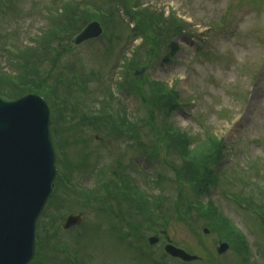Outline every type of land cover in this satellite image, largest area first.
Here are the masks:
<instances>
[{
    "label": "rangeland",
    "instance_id": "1",
    "mask_svg": "<svg viewBox=\"0 0 264 264\" xmlns=\"http://www.w3.org/2000/svg\"><path fill=\"white\" fill-rule=\"evenodd\" d=\"M88 1L90 3L84 5V9L91 15L89 21L98 20L104 33L76 44L72 38L79 31L77 29L63 49L57 47V43L52 46L48 54L50 62L44 65L54 74L49 83L63 84L51 97L56 116L57 146L61 150L55 163L57 176H62L57 180V188L54 185L56 197L53 203L63 206L60 212L65 216L80 212L84 219L79 227L63 231L60 226L63 219H55V226L50 227L49 214L43 219L47 225L41 239L36 237V245L40 241L47 246V258H50V245L65 246V254L70 255L69 251L76 254V264H184L164 254L165 236L161 232L165 231L173 244L202 257L203 261L188 264L210 263L209 253L216 260L212 264H239L232 250L224 255L216 254L219 236L211 230L204 234L203 228L207 227L205 219L199 217L196 210L186 216L177 215L175 206L185 209L183 204L176 202L179 192L181 189L188 191L192 183L186 174L184 176L183 169L182 178H177V174L169 168L166 160L180 164L181 158L175 149L166 150L162 142L158 150L160 161L157 154L149 156L146 153L154 142V132L147 124L149 110L143 104L141 95L136 93L138 86L130 85V89L128 83L134 80L133 71L142 68L144 71L139 79H146L141 91L144 95L152 94L151 90H147L148 80L167 82L176 92L178 101V107L168 119L172 125L180 126L188 134H199L203 128H210L226 144L223 166H232L239 172L241 168L247 169L248 162L262 167L264 0H130L126 7L134 15L143 8L164 16L174 15L183 28L182 33H176L171 38L164 35L156 37L154 19L141 20L138 17L134 20L143 21L146 37L138 35L135 39H131L135 24L123 9L114 11L115 6L103 0ZM0 3L7 8L6 14L0 12L1 49L2 44L6 47L12 44L35 46L34 37L40 36L47 27V14L53 15V9L61 12L67 1L0 0ZM97 8L100 12L94 13ZM107 10H111L110 13L105 12ZM163 38L167 40L166 44H158ZM169 42L177 45L173 53L166 46ZM5 55L6 51H0L3 62ZM125 55L133 59L132 68L129 63L126 75H121ZM165 56L169 57L167 61L162 60ZM6 70L11 69L7 67ZM55 78L60 81L55 82ZM78 78L81 84L77 82ZM118 78L125 84L121 90L117 89L115 82ZM109 87L114 91V111L121 116L124 113L125 118L138 123L139 141L115 140L106 136L104 130L79 125L84 101L92 99L88 93L101 98L102 91L107 93ZM157 113L154 122L162 127V116ZM85 156L87 159H84ZM82 159L85 167L80 172L75 167ZM70 161L72 166H68ZM193 163L197 167L208 164L204 157L194 159ZM100 169H103L107 185L101 192L106 206L103 217L93 210L95 204L84 206L80 200L85 203V198L73 192H85L94 186V182L97 185L102 183L96 174ZM252 174L255 172L245 179L251 180ZM122 175L124 179L130 178L134 186L142 187V194L147 200L155 197L149 211H138L137 203L129 193L124 196L119 192L118 181ZM254 180L251 181L254 183ZM227 187L229 192H239L246 189V184L243 189L234 184ZM212 197L216 208L247 238L251 252L258 257L257 264H264V255H259L264 235L259 230L260 220L254 209L243 206L239 199L233 201L231 196H224L220 187L214 190ZM181 198V201L184 200ZM109 224L119 231L115 230L116 233L122 234L121 240L114 241L108 234ZM148 236H158L159 239L149 244ZM54 251L59 254L58 250ZM35 258L36 255L30 264H43L42 256L37 262H34ZM69 259L70 263L73 262L71 256ZM46 264L52 262L46 259Z\"/></svg>",
    "mask_w": 264,
    "mask_h": 264
},
{
    "label": "trees",
    "instance_id": "2",
    "mask_svg": "<svg viewBox=\"0 0 264 264\" xmlns=\"http://www.w3.org/2000/svg\"><path fill=\"white\" fill-rule=\"evenodd\" d=\"M65 1H67V4L62 6L61 12H58V9H53V15L47 14V27L40 36L34 37V42L36 43L35 46H14V44H12L10 47H6L5 44H2L0 51H6V55L3 58L5 62H3L0 56V95L2 97L13 99L24 93L34 92L44 96L46 100L51 102V108L54 107L51 97L54 93H58V85L62 82H59V78H55V82L59 83H49V79H53L54 74L52 69H48L44 66L47 61L50 62V55L48 54L53 48L52 46L56 43L58 44L57 47L63 49L76 30H80L91 17L88 10L84 9V5H89L90 3L88 0ZM103 2L113 4L115 6L114 11H120L119 9H123V11L128 14L131 21L135 24L132 29L131 39H135L138 35L142 36V38L146 37L145 31L143 30V21L141 23L140 20H134L138 17H141V20L154 19V22H152L157 25L156 37L157 35H164L165 37L171 38L176 33H182L183 28L178 24L174 15L164 16L160 12L154 10L150 11L144 8L141 9V12L134 15L131 10H128L129 8L127 9L126 7L130 0H103ZM1 4L2 3H0V12L3 13L4 11L3 14H6L7 8ZM110 11L111 10H107L105 12L110 13ZM97 12H100L98 8L94 13ZM0 20H2V17ZM145 39L146 38H144V40ZM165 42H167V40L163 38L158 44ZM166 46L169 48L170 53L177 50L175 42H169ZM133 52L132 55L135 54ZM168 59L169 57L165 56L162 60L167 61ZM124 60L125 65H123L124 69L121 71V75H126V72L130 67L129 63L131 64L130 68H132L133 59H130L125 55ZM7 67L11 70H6ZM135 71L136 70L133 72ZM76 73L77 72H74V74ZM145 81L146 79L140 80L139 77L134 75V80H132L131 85L138 86L136 88V93L138 92L141 95V99L144 100L143 104L149 110L150 119L147 122L149 130L151 132L161 133L157 135V141H160L161 143L164 142L166 150L169 151L175 149L176 153H179L181 158L179 165L166 160L167 164L169 168L172 169L173 173L177 174V178H182L181 171L183 169L185 171L184 176L186 174V178L192 183V187L189 188L188 191L181 189L179 192V200L176 202L178 205L183 204L186 210H182L179 206H175V208H177V215L186 216L187 213L196 210L199 217L205 219L204 224L209 227L212 232L225 236L224 240L230 243L231 250L238 257L239 264H257L258 257L254 256L253 253L251 254L248 241L240 231L230 227V219L216 208L212 195L214 190L218 187H220V192L223 195H230L225 192L226 189L223 185L230 184L232 181L240 186L246 184V189L239 193H233V196L234 198L237 197L236 199H239L243 206L246 205L248 208L255 209L260 222L264 225V162H262V167H256L254 163L248 162L247 169L245 170L244 168H241L240 172L237 171L236 168H232V166H223L222 160L226 154V152H224L226 144L223 140L217 137L208 127L203 128L199 134H188V132L185 129L180 128V126L177 127L172 125L168 119L171 115L170 113H173L178 107L176 92L164 81L148 80L147 90H151L152 94L149 92V95H144L141 91L143 90L142 86H144ZM77 82L80 84L82 83L79 81V78L77 79ZM116 83L118 90H120L122 87V81L118 80ZM108 91L109 90H107L106 93V91L103 90L102 99L95 102L99 104L97 109L95 108V105L89 106L88 103H85V105L82 106L84 110L80 112V114L86 116L87 118L85 117V119L90 123L94 119L99 118L98 120L102 122V124H112L114 130L137 131V122L133 121L132 123L129 121L127 124H124L121 118H113L120 115L112 109L113 91ZM73 109L75 110V108ZM156 112H158L157 115L162 116V127H159L154 122V115ZM52 114L53 119L55 117L54 109ZM198 157L207 158L208 164L202 167H197L193 161ZM253 171L255 172L254 175L252 174L253 179H255L254 183L251 180L245 179V177L250 176ZM59 177L62 176L59 175L58 178ZM127 186L128 182H124L119 188L126 194ZM106 187V182H102L99 184L98 188H95L94 190L88 188V191L83 192L82 194L87 198L94 195V198L101 204L103 207L102 210H104L106 206L103 203V195L101 192H103ZM129 195L137 203L136 207L138 211H149L152 204L155 202V197H153L151 201L147 200V197L136 187L133 191H129ZM55 197L56 195L53 193L40 220L38 221L36 232L37 238L39 237L41 239L47 225L43 221L45 217H48L50 214L51 227L53 224L55 226V219L62 220L65 216L60 212V208L63 206L55 205L53 203ZM181 197H183L184 200L181 201ZM46 247L47 246L40 241L37 243L36 258L34 262H37L40 256L44 259V261L41 262L43 264H46V259H49L52 264H76L78 262L75 253L69 251L70 255L65 254L64 250H66L67 247L64 246L61 248L54 244L52 246L50 245V258H47L45 253ZM259 248L262 252L259 253V255H264V244ZM54 250H58L59 254L55 253ZM51 251H53V253H51ZM69 256L73 259V262L71 263Z\"/></svg>",
    "mask_w": 264,
    "mask_h": 264
},
{
    "label": "water",
    "instance_id": "3",
    "mask_svg": "<svg viewBox=\"0 0 264 264\" xmlns=\"http://www.w3.org/2000/svg\"><path fill=\"white\" fill-rule=\"evenodd\" d=\"M101 32L98 22H91L73 42ZM49 121L48 104L37 94L11 101L0 98V264H27L33 258L36 221L56 175ZM80 222V215H69L63 228ZM227 247L223 243L219 251ZM165 250L184 260L196 258L170 243Z\"/></svg>",
    "mask_w": 264,
    "mask_h": 264
}]
</instances>
